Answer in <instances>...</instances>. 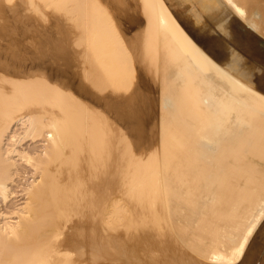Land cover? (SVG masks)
<instances>
[{"label": "bare ground", "instance_id": "1", "mask_svg": "<svg viewBox=\"0 0 264 264\" xmlns=\"http://www.w3.org/2000/svg\"><path fill=\"white\" fill-rule=\"evenodd\" d=\"M0 22V264H264V0Z\"/></svg>", "mask_w": 264, "mask_h": 264}, {"label": "rangeland", "instance_id": "2", "mask_svg": "<svg viewBox=\"0 0 264 264\" xmlns=\"http://www.w3.org/2000/svg\"><path fill=\"white\" fill-rule=\"evenodd\" d=\"M1 22H3V21H1ZM1 22H0V23H1ZM1 25H2V24H1ZM17 35H18V34H14V35L11 34L10 37H9V39H10L11 37H13V36H16V38H11L12 40H14V39H18L19 37H18ZM4 40H5V39H4ZM262 41H263V40H262ZM190 57H191V58H190ZM187 59H189L188 62H189L190 65L193 67V68H189V69H190L189 71H192V70L195 71L198 67L196 68L197 63H196V61L194 60V58H193L191 55H190V56L187 55ZM191 60H192V61H191ZM191 66H189V67H191ZM191 69H192V70H191ZM218 89L221 90V88H219V87H218ZM262 254L264 255V249L262 250Z\"/></svg>", "mask_w": 264, "mask_h": 264}]
</instances>
